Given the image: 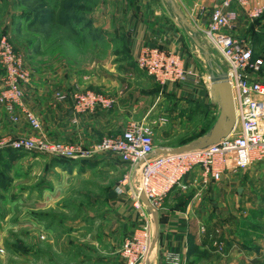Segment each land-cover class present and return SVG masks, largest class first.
I'll return each instance as SVG.
<instances>
[{"label": "rangeland", "instance_id": "rangeland-1", "mask_svg": "<svg viewBox=\"0 0 264 264\" xmlns=\"http://www.w3.org/2000/svg\"><path fill=\"white\" fill-rule=\"evenodd\" d=\"M165 7L164 0H0V37L13 45L28 72L23 89V84L33 76L27 62L39 67L38 73L60 58L77 61L83 67L91 61L102 62L109 51L102 38L103 26L115 31L111 41L120 47L122 37L129 31L131 16L146 14L153 8L165 10ZM246 20L248 24L241 30L237 24L226 30L230 29L235 37L234 33L241 34L246 28L243 37L235 38L251 48L253 56L264 59V13L258 19L246 17ZM207 42L209 61L202 58L196 69L206 87L228 69L216 44L208 39ZM102 69H98L99 76ZM4 76L0 65V92ZM258 76L264 82V65ZM187 106L185 109L172 104V109L166 106L152 112L146 120L128 122L127 119L123 127L113 125L111 133L97 141L119 135L118 129L125 130L130 122H145L152 128L156 147L182 145L208 131L219 114L218 106L210 104L205 91L204 102ZM0 108L13 123L19 122L22 107L17 106L12 114L1 103ZM12 115L17 120L13 121ZM32 136L83 147L97 142L83 145ZM32 136L0 135V264H126L119 256L126 234L122 238L111 235L113 226L107 220L117 218L112 209L113 201L119 197L116 190L122 188V196H130L132 180L138 182L137 175L113 156L83 159V164L76 167L74 164L81 159L1 145L5 139ZM238 185L243 187L240 182ZM255 200L258 207L264 204L263 198ZM258 218L260 215L254 213L253 219Z\"/></svg>", "mask_w": 264, "mask_h": 264}, {"label": "crops", "instance_id": "crops-1", "mask_svg": "<svg viewBox=\"0 0 264 264\" xmlns=\"http://www.w3.org/2000/svg\"><path fill=\"white\" fill-rule=\"evenodd\" d=\"M221 1L164 0L167 9L153 8L146 14L130 17L129 31L122 37L120 47L111 41L115 31L103 26L102 38L109 51L102 62L91 61L83 67L77 61L60 58L42 73H38L39 67L27 62L33 76L23 84L24 105L40 118L42 128L33 130L23 113H19V122L13 123L0 108V135H40L87 145L109 135L113 125L123 127L127 119L128 122L146 120L152 112L166 106L172 109V104L186 109L190 103L204 102V91L209 96L210 83L206 87L201 81V87L195 90L179 84L160 89L138 67L136 59L145 46H158L180 55L185 67L196 71L202 58L209 61V43L204 32L213 7ZM173 5L183 14L184 21ZM236 24L241 30L248 21L242 14L233 26ZM245 29L234 34L243 37ZM224 33L233 34L230 29ZM100 68H103L101 76ZM92 89L115 98L116 106L76 114L71 100H59L55 96L59 92L70 94ZM210 104L214 105L211 100ZM123 131L122 128L117 132ZM83 161L78 160L74 166ZM239 182L243 187H237ZM185 183L188 188L172 190L157 211L137 209L130 196L117 193L119 197L112 206L117 218L107 220L113 226L111 235L122 238L126 234V239L148 223L155 237L149 264H264V222H261L264 204L258 207L255 200L264 199V160L236 174L225 175L220 182L203 186L198 172H193ZM259 187L262 188L258 190ZM256 212L260 215L258 220L253 219Z\"/></svg>", "mask_w": 264, "mask_h": 264}, {"label": "built area", "instance_id": "built-area-1", "mask_svg": "<svg viewBox=\"0 0 264 264\" xmlns=\"http://www.w3.org/2000/svg\"><path fill=\"white\" fill-rule=\"evenodd\" d=\"M264 13V0H222L213 7L205 34L215 43L228 63L226 75L232 86L237 111L234 131L219 144L210 148L183 154L150 156L156 146L152 128L145 122H130L122 134L105 137L83 147L71 143L50 142L41 137L5 139L1 145L20 150L57 155L66 159H90L97 155L113 156L130 167L138 182L132 180L130 195L135 208L157 211L166 196L175 188L186 190L185 179L198 172L200 184L205 186L220 182L225 175L236 174L252 164L264 160V82L259 73L263 58H254L253 51L235 37L225 34L243 14L250 20ZM138 66L161 87L179 84L191 90L199 87L198 73L186 68L183 58L158 46L145 47L137 57ZM0 65L5 72L0 103L12 114L17 106L30 127L39 131L40 118L24 107L22 83L29 76L13 45L0 37ZM59 100H71L76 114L93 112L99 108L112 109L115 98L93 90H77L70 94L57 93ZM11 119L17 120L13 115ZM119 195L122 188L116 190ZM144 195L147 203L141 196ZM155 237L149 225L142 226L132 236L124 239L119 256L126 264H143L148 260Z\"/></svg>", "mask_w": 264, "mask_h": 264}, {"label": "water", "instance_id": "water-1", "mask_svg": "<svg viewBox=\"0 0 264 264\" xmlns=\"http://www.w3.org/2000/svg\"><path fill=\"white\" fill-rule=\"evenodd\" d=\"M174 9L179 17L184 21L183 14ZM209 97L214 105L218 106L219 114L210 129L199 137L190 140L182 145L173 147H156L150 156L160 154H183L192 151L204 150L219 144L227 138L235 129L237 124V111L234 101L232 86L226 73H221L214 77L209 87ZM142 200L147 203L144 195Z\"/></svg>", "mask_w": 264, "mask_h": 264}, {"label": "trees", "instance_id": "trees-1", "mask_svg": "<svg viewBox=\"0 0 264 264\" xmlns=\"http://www.w3.org/2000/svg\"><path fill=\"white\" fill-rule=\"evenodd\" d=\"M254 58H256V57L254 56ZM206 132H207V131H206ZM197 137H199V136H197ZM197 137H196V138H197Z\"/></svg>", "mask_w": 264, "mask_h": 264}]
</instances>
